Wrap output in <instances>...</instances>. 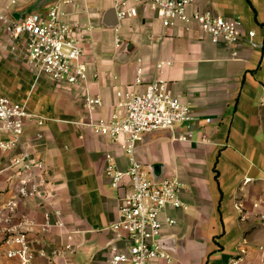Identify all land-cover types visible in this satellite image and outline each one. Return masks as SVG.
Returning <instances> with one entry per match:
<instances>
[{
    "label": "crops",
    "instance_id": "0c3cea01",
    "mask_svg": "<svg viewBox=\"0 0 264 264\" xmlns=\"http://www.w3.org/2000/svg\"><path fill=\"white\" fill-rule=\"evenodd\" d=\"M32 1L5 9L8 2L0 0V8L14 16ZM188 8L239 19L242 31L254 30L262 46L241 43L234 56L232 45L212 42L196 23L165 24L144 6L137 16L119 19L112 0H76L63 8L64 17L93 27L84 45L85 86L38 78L26 59H10L0 72V93L26 102L46 118L42 125H27L24 141L47 163L51 194L29 197L21 211L39 222L45 209L57 208L67 225L47 234L48 256H37L35 264H109V256L124 247L115 223L120 197L129 187L112 186L105 168L108 153L121 169L129 167L130 156L122 148L123 136L114 141L85 123L84 97L86 91L102 97L103 104L93 113L96 120L116 110L123 114L117 91L144 92L157 76L170 94L190 105L195 119L142 139L135 148L136 158L151 173L159 164L158 173L177 175L184 183L186 207L167 208L162 214L176 220L162 228L161 246L172 260L156 258L150 264H233L234 256L242 258L239 264H264V206H254L264 192V0H190ZM110 9L116 26L105 24ZM161 60L166 63L157 72ZM139 66L144 71L138 83ZM12 78L16 85L9 86ZM7 157L0 152V170ZM7 175L0 173V193ZM86 231L96 234L78 257L74 251ZM68 235L74 249L68 256L53 255ZM242 248L246 252L240 254ZM0 260L19 264L1 246Z\"/></svg>",
    "mask_w": 264,
    "mask_h": 264
},
{
    "label": "built area",
    "instance_id": "2783aa9c",
    "mask_svg": "<svg viewBox=\"0 0 264 264\" xmlns=\"http://www.w3.org/2000/svg\"><path fill=\"white\" fill-rule=\"evenodd\" d=\"M119 19L138 15L140 6L155 12L165 24L174 22L196 23L218 43L224 41L234 47L238 54L241 43L253 47L262 44L255 39V31L244 33L239 19H229L211 9L189 10L190 0H112ZM5 9L17 8L21 0H6ZM76 0H57L45 8L15 18L0 8V33H4L11 48H22L28 64L39 75L54 81H65L71 85L85 86L88 82V68L83 59L85 43L92 32L91 24L72 23L64 17L63 8ZM121 40L118 38L117 43ZM166 62L156 64L160 72ZM143 67L137 68L136 82H142ZM119 107L108 118L96 120L94 111L103 104L98 94L85 93L84 106L88 111L85 123L95 134L104 135L117 141L121 136L123 150L130 156L127 169L118 167L111 153L106 155V175L112 186H128L129 190L120 197L119 217L115 228L125 245L115 250L108 258L109 264H150L156 258L172 260L171 254L162 248L164 223L174 224L171 216L162 218L167 208L186 207L181 191L184 183L179 176H162L155 180L150 170L136 158L135 148L147 132L171 129L175 124L190 122L195 116L190 105L180 95L170 94L167 84L158 76L151 80L144 92L119 90ZM45 117L30 110L28 104L0 93V152L7 160L0 173L7 172V186L0 194V246L8 259H17L19 264H35L37 256H48L50 241L47 234L53 229L67 228L63 212L47 208L41 221H36L21 211L27 199L42 193L51 194L52 182L47 163L37 157L26 144L24 136L27 125L35 121L38 125ZM183 138L181 135L180 138ZM129 180V181H128ZM248 181V179H246ZM254 206H264L263 196ZM242 209V202L237 203ZM264 219V215H262ZM36 232L35 238L31 236ZM72 235L64 247L53 248V255L68 256L74 249ZM36 242L38 245H36ZM246 252L245 248L240 254ZM242 258L234 256L233 264ZM0 264H5L1 262Z\"/></svg>",
    "mask_w": 264,
    "mask_h": 264
},
{
    "label": "water",
    "instance_id": "95a60500",
    "mask_svg": "<svg viewBox=\"0 0 264 264\" xmlns=\"http://www.w3.org/2000/svg\"><path fill=\"white\" fill-rule=\"evenodd\" d=\"M55 1H57V0H33L26 7L22 8L21 10H17L14 14V17L15 18H21L23 15L30 13V12H33V11L41 10V9L45 8L46 6H48L49 4H51ZM112 14H113V9H110L105 13V16H104L105 24H107L109 26H116L117 25V19L116 18L114 19ZM163 131L164 130L147 132L143 136L142 139L144 141L150 140L152 137L160 136V134H158V133H161ZM158 166H159V164H155L152 167V175H153L155 180H158V179L162 178V176H163V174L158 173V171H157ZM95 234H96V232H93V231L84 232V234L82 236V241L76 247L74 254H76L79 257V255L84 252L88 242L92 239L93 236H95ZM116 236H117V234H116ZM101 248H104V247H101Z\"/></svg>",
    "mask_w": 264,
    "mask_h": 264
},
{
    "label": "rangeland",
    "instance_id": "374dc122",
    "mask_svg": "<svg viewBox=\"0 0 264 264\" xmlns=\"http://www.w3.org/2000/svg\"><path fill=\"white\" fill-rule=\"evenodd\" d=\"M0 45H2V46H0V72L2 70H4L5 65L6 66L9 65L10 59H14V58H15V60L16 59L18 60V58L21 60L26 59L25 54L23 52H21L20 49L13 50L11 48V43L7 39V36L4 33H0ZM3 48H6L8 50L5 51ZM9 48H10V50H9ZM32 70L34 71L35 75L38 78L44 77L43 75H39L36 70H34V69H32ZM13 81H14L13 78L11 80L9 79V82H10L9 86H14L13 84H15V83H12ZM11 83H12V85H11ZM145 168H146V166H145Z\"/></svg>",
    "mask_w": 264,
    "mask_h": 264
}]
</instances>
